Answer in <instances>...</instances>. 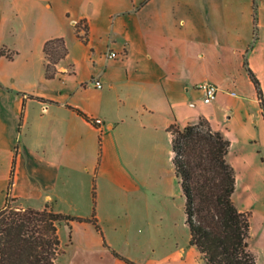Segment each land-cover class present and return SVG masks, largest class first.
Returning a JSON list of instances; mask_svg holds the SVG:
<instances>
[{"label": "crops", "instance_id": "1", "mask_svg": "<svg viewBox=\"0 0 264 264\" xmlns=\"http://www.w3.org/2000/svg\"><path fill=\"white\" fill-rule=\"evenodd\" d=\"M254 13V0H0V209L13 179L10 195L23 207L86 219L95 211L100 224L101 186L140 190L173 124L205 118L227 137L238 130L264 144V110L245 66L264 92V0L256 23ZM58 38L68 56L49 79L44 47ZM205 82L219 87L211 104L198 88ZM89 175L97 192H87ZM70 225L69 264H171L169 247L121 246L90 221Z\"/></svg>", "mask_w": 264, "mask_h": 264}, {"label": "trees", "instance_id": "2", "mask_svg": "<svg viewBox=\"0 0 264 264\" xmlns=\"http://www.w3.org/2000/svg\"><path fill=\"white\" fill-rule=\"evenodd\" d=\"M254 10L256 23L257 0H254ZM80 23L76 26L78 35L88 43L87 32L80 35ZM54 42L60 43L61 50L51 46ZM44 51L46 76L51 79L57 75V64L68 56V48L65 40L58 38L48 41ZM245 66L264 110L261 83L247 59ZM78 112L87 118L82 111ZM169 132L174 154L172 162L185 198L190 245L200 251L207 264H256L250 247L252 214L239 209L234 201L236 170L228 160L230 138L215 131L205 118L184 127L173 124ZM12 185L13 179L5 206L0 209V264H61L59 260L65 253L59 234L62 224L71 226L74 221H90L103 234L95 211L91 219H86L56 212L49 206L41 210L13 206L11 203L17 200L10 195ZM93 194L95 197V190ZM115 255L121 257L116 252ZM121 258L128 264H137Z\"/></svg>", "mask_w": 264, "mask_h": 264}, {"label": "rangeland", "instance_id": "3", "mask_svg": "<svg viewBox=\"0 0 264 264\" xmlns=\"http://www.w3.org/2000/svg\"><path fill=\"white\" fill-rule=\"evenodd\" d=\"M51 46L61 50L59 42ZM197 107L204 108L201 103ZM228 132L232 142L230 161L236 170L234 201L239 209L252 214L250 247L256 256V264H264V144L245 132ZM171 155L172 142L170 144L166 138L153 175L149 180H140V190L120 191L111 182L101 186L100 192L106 195V202L101 211L100 225L102 231L118 245L126 246L128 242L136 241L154 242L163 248H171V264H207L200 257V251L190 245V232L185 222V198ZM88 177L87 192H92V188H96L97 192V176L93 180H90L91 175ZM132 198H136L134 204L138 210L134 215L127 209ZM11 204L22 206L19 201ZM60 238L66 254L59 262L69 264L70 229L66 224L60 226Z\"/></svg>", "mask_w": 264, "mask_h": 264}, {"label": "built area", "instance_id": "4", "mask_svg": "<svg viewBox=\"0 0 264 264\" xmlns=\"http://www.w3.org/2000/svg\"><path fill=\"white\" fill-rule=\"evenodd\" d=\"M78 25V24H77ZM85 30L86 28L84 26H82V28H79V32L80 34L83 36L85 35ZM107 57L109 59H117L119 58V54L115 51H109L107 53ZM92 84H94V86L96 88H102V82L99 80H95L93 79L91 81ZM199 90L202 91L203 93V101L206 104H211L212 102H214L217 98V95L219 93V87L211 82H205L203 84H201L199 87ZM91 122L95 125H101L103 123V120L101 118H93L91 119Z\"/></svg>", "mask_w": 264, "mask_h": 264}]
</instances>
